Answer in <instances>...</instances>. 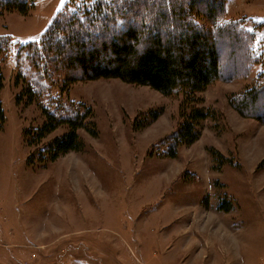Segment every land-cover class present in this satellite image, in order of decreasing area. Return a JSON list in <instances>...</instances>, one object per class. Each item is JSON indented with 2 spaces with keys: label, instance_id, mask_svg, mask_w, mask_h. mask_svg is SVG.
I'll list each match as a JSON object with an SVG mask.
<instances>
[{
  "label": "rangeland",
  "instance_id": "1",
  "mask_svg": "<svg viewBox=\"0 0 264 264\" xmlns=\"http://www.w3.org/2000/svg\"><path fill=\"white\" fill-rule=\"evenodd\" d=\"M23 1L25 13L0 10V264H264V117L237 107L264 88V0L225 6L255 34L256 65L189 101L87 80L48 53L59 14L96 0ZM87 110L81 151L53 160L48 146L69 126L41 137L49 116ZM194 110L199 139L174 145Z\"/></svg>",
  "mask_w": 264,
  "mask_h": 264
},
{
  "label": "trees",
  "instance_id": "2",
  "mask_svg": "<svg viewBox=\"0 0 264 264\" xmlns=\"http://www.w3.org/2000/svg\"><path fill=\"white\" fill-rule=\"evenodd\" d=\"M226 3L227 0L83 2L75 12L66 7L59 14L43 44L48 53L87 80L118 78L150 86L165 95L182 94L189 101L219 79L248 73L257 62L253 50L255 34L241 22L225 20ZM0 10L26 11L23 0H0ZM228 43L234 50L224 57L220 52ZM2 49L0 41V53ZM68 80L76 78L69 76ZM4 85L5 77L0 71V92ZM262 88L259 93L245 95L240 101L242 108L237 107L264 117V106L258 108L264 98ZM17 103L20 104V97ZM192 112L167 138L174 145H191L199 139L196 127L205 114L200 110ZM87 113L88 110L57 122L53 115L49 116L41 137L61 124L69 126L67 134L48 146L53 160L71 151H81L78 130L86 127ZM5 120L0 100V128ZM89 131L96 136L94 129Z\"/></svg>",
  "mask_w": 264,
  "mask_h": 264
}]
</instances>
